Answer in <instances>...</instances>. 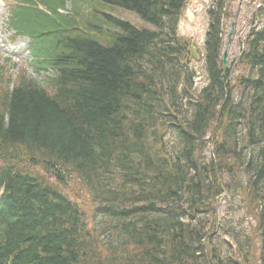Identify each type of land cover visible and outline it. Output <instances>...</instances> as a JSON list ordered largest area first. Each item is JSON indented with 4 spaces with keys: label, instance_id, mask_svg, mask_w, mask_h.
<instances>
[{
    "label": "trees",
    "instance_id": "obj_1",
    "mask_svg": "<svg viewBox=\"0 0 264 264\" xmlns=\"http://www.w3.org/2000/svg\"><path fill=\"white\" fill-rule=\"evenodd\" d=\"M105 1L130 7L161 29L165 27L162 17L174 19L184 4V0ZM37 2L51 6V0ZM34 12L41 15L39 10ZM25 13L16 14V25ZM220 17L219 9L211 20L208 48L212 65L219 45ZM169 24L174 27L173 21ZM123 28L130 34L113 39L109 48L89 40L74 45L76 69L65 73L72 86L62 94L49 97L31 77L18 78L13 89L0 79V188L5 187L7 199L0 211V264H207L202 259L201 225L184 221L210 198L204 189L205 176L192 162L195 150L186 143L174 152L170 164L163 165L147 152L144 131H132L126 138L121 126H112L121 104L143 86L139 77L155 80L147 96L139 89L135 101L145 106L144 114L159 111L162 94L171 88L164 79H173L178 68L176 61L169 62L178 48L168 47L154 33ZM260 64L263 67L257 73L263 81L248 83L249 89L259 92L252 109L263 113L264 53ZM216 88L222 92L220 83ZM222 96H213L212 103ZM175 111L172 103L166 114ZM205 112L197 122L206 118ZM258 123L253 127L257 134L253 145L259 144L258 136L264 141V118ZM189 128L181 126L179 132L184 134ZM233 153L254 177L247 193L250 205L261 206L255 218L262 240L260 264H264V159L243 150ZM38 166L55 171L63 185L66 173L77 179L90 201L81 207L63 191L45 184L48 194L43 192L33 169ZM86 205L93 206L90 212ZM88 219L93 220L98 235L89 233ZM228 262L239 264L233 257Z\"/></svg>",
    "mask_w": 264,
    "mask_h": 264
},
{
    "label": "rangeland",
    "instance_id": "obj_2",
    "mask_svg": "<svg viewBox=\"0 0 264 264\" xmlns=\"http://www.w3.org/2000/svg\"><path fill=\"white\" fill-rule=\"evenodd\" d=\"M208 0H187L185 7V16L181 18L180 31L186 36H194L196 41H202L205 36L208 16L205 15V5ZM259 0H228V11L232 16L229 18V24L231 21L236 23V35L234 37L233 44L230 48V52L233 55L238 53V44H241L239 37L243 35L247 28L249 27V21L252 14L256 11V3ZM12 6L10 0H0V57L4 60L10 58V61L5 62L6 69L9 73H16L18 68L21 65H25L27 61L26 49L23 44V41L16 40L11 41V34L13 33L8 28V17H9V7ZM226 43V40H225ZM232 49V50H231ZM0 59V63L3 61ZM71 188V187H70ZM69 188V189H70ZM81 188L79 186L72 187L71 197L78 202H84L87 199L85 193H80ZM86 209H89L86 207ZM225 212L219 214V219L222 220L221 223H225L226 226L229 225V222L223 219ZM255 223L253 220H249V224L246 228V231L242 234L247 240L250 239V233L254 234L253 228H255ZM253 228H251V227ZM216 233L215 239H212L211 247H216L217 249L226 250L227 246L223 244V239L217 236ZM257 238L256 235L253 236ZM253 247V242H252ZM252 264H259L257 258Z\"/></svg>",
    "mask_w": 264,
    "mask_h": 264
},
{
    "label": "bare ground",
    "instance_id": "obj_3",
    "mask_svg": "<svg viewBox=\"0 0 264 264\" xmlns=\"http://www.w3.org/2000/svg\"><path fill=\"white\" fill-rule=\"evenodd\" d=\"M250 124H251V122H250Z\"/></svg>",
    "mask_w": 264,
    "mask_h": 264
}]
</instances>
